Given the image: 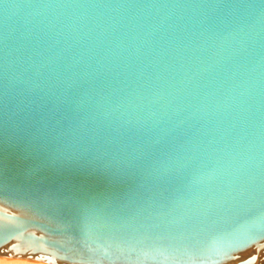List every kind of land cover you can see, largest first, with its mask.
<instances>
[{
  "label": "water",
  "instance_id": "95a60500",
  "mask_svg": "<svg viewBox=\"0 0 264 264\" xmlns=\"http://www.w3.org/2000/svg\"><path fill=\"white\" fill-rule=\"evenodd\" d=\"M2 258L264 264V0H0Z\"/></svg>",
  "mask_w": 264,
  "mask_h": 264
},
{
  "label": "snow or ice",
  "instance_id": "6c2138e0",
  "mask_svg": "<svg viewBox=\"0 0 264 264\" xmlns=\"http://www.w3.org/2000/svg\"><path fill=\"white\" fill-rule=\"evenodd\" d=\"M45 179L49 180L51 183L59 182L69 191L75 190L80 182V178L73 172H68L66 174H61L54 177H45ZM68 204L69 210H71L73 207V202L69 200Z\"/></svg>",
  "mask_w": 264,
  "mask_h": 264
},
{
  "label": "bare ground",
  "instance_id": "6f19581e",
  "mask_svg": "<svg viewBox=\"0 0 264 264\" xmlns=\"http://www.w3.org/2000/svg\"><path fill=\"white\" fill-rule=\"evenodd\" d=\"M0 264H48V263L17 259V258H2L0 260Z\"/></svg>",
  "mask_w": 264,
  "mask_h": 264
}]
</instances>
